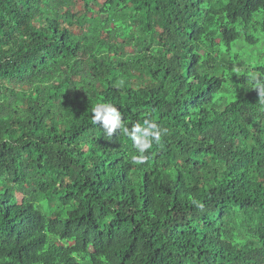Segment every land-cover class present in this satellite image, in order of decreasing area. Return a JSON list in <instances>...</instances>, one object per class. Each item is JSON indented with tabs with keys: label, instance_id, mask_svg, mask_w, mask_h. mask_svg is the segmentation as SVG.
Wrapping results in <instances>:
<instances>
[{
	"label": "trees",
	"instance_id": "obj_1",
	"mask_svg": "<svg viewBox=\"0 0 264 264\" xmlns=\"http://www.w3.org/2000/svg\"><path fill=\"white\" fill-rule=\"evenodd\" d=\"M257 81L264 0H0V264H264Z\"/></svg>",
	"mask_w": 264,
	"mask_h": 264
},
{
	"label": "clouds",
	"instance_id": "obj_2",
	"mask_svg": "<svg viewBox=\"0 0 264 264\" xmlns=\"http://www.w3.org/2000/svg\"><path fill=\"white\" fill-rule=\"evenodd\" d=\"M254 91L250 95V100L243 104V106L246 111L251 113L262 112L264 114V81L262 84L257 81ZM92 119L94 123L101 124L107 136L112 137L117 130H120V132L126 134L131 139L134 148L139 153V155H132L131 162L133 164H144L147 160L145 153L152 148L154 141L159 142L161 139L162 133L157 122L145 119L143 124L137 122L131 128H128L125 126L121 110L109 102L96 104L92 108ZM90 251L93 252V249ZM88 258L92 261L91 256ZM79 260L81 264H87L84 258H80Z\"/></svg>",
	"mask_w": 264,
	"mask_h": 264
},
{
	"label": "rangeland",
	"instance_id": "obj_3",
	"mask_svg": "<svg viewBox=\"0 0 264 264\" xmlns=\"http://www.w3.org/2000/svg\"><path fill=\"white\" fill-rule=\"evenodd\" d=\"M129 15H130V13H128V12H124V13L122 14V16H123L124 18H129ZM119 18H122V17H118L117 20H118ZM114 19H115V18H114ZM122 19H123V18H122Z\"/></svg>",
	"mask_w": 264,
	"mask_h": 264
}]
</instances>
